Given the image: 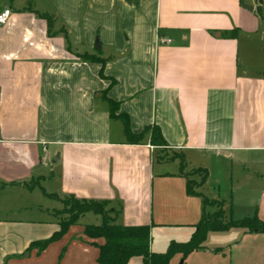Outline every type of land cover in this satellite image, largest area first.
<instances>
[{"label":"crops","instance_id":"obj_1","mask_svg":"<svg viewBox=\"0 0 264 264\" xmlns=\"http://www.w3.org/2000/svg\"><path fill=\"white\" fill-rule=\"evenodd\" d=\"M258 2L0 0L10 10L0 26V264H98L104 241L88 238L80 218L27 251L59 230L61 202L50 195L106 201L117 224L149 226L152 253L162 252L159 237L185 242L202 206L186 194L181 159L185 172H207L197 189L204 197L235 178L231 201L248 190L245 218L264 222V66L241 54L242 37L264 21ZM83 53L104 59L113 85ZM104 97L132 133L157 126L165 146L151 145L150 131L127 143ZM214 233L215 249L181 255L180 264H264V234Z\"/></svg>","mask_w":264,"mask_h":264},{"label":"trees","instance_id":"obj_2","mask_svg":"<svg viewBox=\"0 0 264 264\" xmlns=\"http://www.w3.org/2000/svg\"><path fill=\"white\" fill-rule=\"evenodd\" d=\"M49 26L52 19L47 14L39 15ZM237 30H233L230 36H234ZM80 59L99 64L98 76L102 80H108L109 86L114 84V80L103 74L104 59L92 54H77ZM108 86V87H109ZM107 104L109 116L118 119L123 126V130L129 144H139L145 133L150 131V144L155 147L165 146L159 128L157 126L145 127L139 133H132L129 128V119L127 114L119 112L117 102L108 98H103ZM185 164L181 159L179 167V175L185 178V191L188 196L200 197L202 200V212L199 222L193 226V231L189 239L185 242H171L165 253H152L149 250L150 228L149 226H122L115 222L114 210L107 209L106 201H94L86 199H76L73 196H63L58 198L56 195H50L59 199L62 208L55 212L58 217L59 230L54 232L51 237L46 240L31 242L27 251L32 248L42 250L48 243L59 238L69 225L75 224L79 218L86 213H92L100 217L99 224H86L84 226V234L90 239H103V244L96 245L98 248V264H127L133 257H140L142 264H168L174 253H180L185 257L188 253L203 249V242L208 232L224 231L230 228H240L248 232H259L264 234V222L256 217V215L240 220H226L222 210V204L218 201H208L202 196L197 189L201 186L207 176V172L203 169H192L185 172ZM198 174L200 181L190 179V176ZM216 205V206H215ZM214 208L212 211H206V208Z\"/></svg>","mask_w":264,"mask_h":264},{"label":"rangeland","instance_id":"obj_3","mask_svg":"<svg viewBox=\"0 0 264 264\" xmlns=\"http://www.w3.org/2000/svg\"><path fill=\"white\" fill-rule=\"evenodd\" d=\"M258 4H259V2H258ZM255 11L257 14L259 13V15H261V17L264 19V4H259V7ZM247 38H248V41L246 40ZM246 39H245V37H242V39H241V44H242L241 54H242V56H247L253 63H258L259 65L262 64L264 66V21H263L258 33L255 35H249V37H246ZM189 172L191 173V171H189ZM229 176H230V174H229ZM232 176L234 178L236 176V174L234 173ZM197 177L199 179L198 181H200V177L199 176H197ZM190 178H192V176ZM234 180H235V178L232 181H234ZM232 181H229L228 178L224 177L222 179V181L220 183H218V187L213 186V188H211L209 190L210 192L209 191L204 192V195L206 196L205 198H207L208 201H218L222 204V210H223L224 216L226 217V220H228L231 217L230 215H232L233 218H236V217H238V218L244 217L245 218L246 216L251 215V214L247 213L248 209L245 207L248 206V203H251L250 201L252 200V198H251L252 194L249 193L248 190H245V191L241 190L239 192V194H238V192L234 194L235 195L234 199H233V201H231L230 192L232 190V187H234V182H232ZM231 185H233V186H231ZM233 190H234V192L237 191L235 189V187L233 188ZM35 192H37V191H35ZM32 196L34 198L33 201L39 200V199L36 200V193ZM37 196H39L38 193H37ZM201 206H202V200H201ZM56 207L60 209L62 206L60 205V203L59 204L57 203ZM103 208H104V211L106 212V210L108 209V205L104 206ZM214 208H210V206H208L206 208V211L210 212ZM199 220H198V222H199ZM79 223L99 224L100 223V217L97 215H94L92 213H86V214H84V217H82V219L80 218ZM217 236H218L217 233L208 232L206 235V239L203 242L204 248L215 249L217 247L216 245H218V243H220V240H217ZM164 238L167 239V237H164ZM162 239H163L162 237L157 238L156 245L158 247H160V249L162 251L161 253H165L167 251L170 243L174 242V240H171L169 242H163ZM163 245H165V246H163ZM180 256H181L180 253H174L169 260L170 264H180L182 262V257H180Z\"/></svg>","mask_w":264,"mask_h":264},{"label":"built area","instance_id":"obj_4","mask_svg":"<svg viewBox=\"0 0 264 264\" xmlns=\"http://www.w3.org/2000/svg\"><path fill=\"white\" fill-rule=\"evenodd\" d=\"M10 16V10L8 8L0 9V26L6 24ZM163 43H169V40H163Z\"/></svg>","mask_w":264,"mask_h":264},{"label":"water","instance_id":"obj_5","mask_svg":"<svg viewBox=\"0 0 264 264\" xmlns=\"http://www.w3.org/2000/svg\"><path fill=\"white\" fill-rule=\"evenodd\" d=\"M246 9L250 10L251 8L250 7H247V6H244ZM96 50H99V46L96 44Z\"/></svg>","mask_w":264,"mask_h":264}]
</instances>
